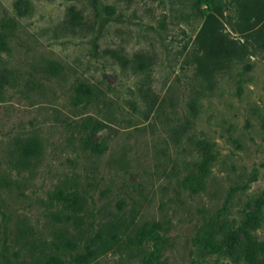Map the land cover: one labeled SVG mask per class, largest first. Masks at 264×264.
I'll list each match as a JSON object with an SVG mask.
<instances>
[{
    "label": "rangeland",
    "instance_id": "374dc122",
    "mask_svg": "<svg viewBox=\"0 0 264 264\" xmlns=\"http://www.w3.org/2000/svg\"><path fill=\"white\" fill-rule=\"evenodd\" d=\"M212 4L245 53L205 74L195 39ZM70 7L85 16L81 30L63 23ZM236 9L0 0V264H43L66 231L75 247L60 248L62 264H251L201 242L246 224L264 245V51L235 31ZM80 83L91 93L78 96ZM92 119L104 125L92 131ZM30 138L40 151L24 157ZM58 190L81 195L80 223ZM109 223L118 238L103 250Z\"/></svg>",
    "mask_w": 264,
    "mask_h": 264
},
{
    "label": "trees",
    "instance_id": "16d2710c",
    "mask_svg": "<svg viewBox=\"0 0 264 264\" xmlns=\"http://www.w3.org/2000/svg\"><path fill=\"white\" fill-rule=\"evenodd\" d=\"M236 18L234 29L236 32L242 34L245 38H250L258 49L264 51V0H236ZM223 14L220 5L212 4L211 10L206 14L204 21L196 35V45L198 54L195 57L197 67L201 73L208 74L218 68L227 66L233 59H242L245 53V47L237 39H231L225 35L222 21L220 16ZM63 23L72 31L77 29L81 30L87 21L84 14L76 9L70 7ZM0 44H4L0 40ZM141 61V56H140ZM78 96L83 97L91 93L89 84L80 83L77 86ZM104 125V122L97 119H92L85 123L86 127H91L92 131L99 130ZM86 146H90L91 150L95 153L102 152V145L99 142L85 141ZM40 151L39 145L34 138H30L22 145V154L24 157L38 155ZM55 198L61 200L63 205L72 211L68 218L76 220L75 222L82 221V216L78 212L83 208L82 197L77 191L63 192L58 190ZM106 235L108 239H102L103 250L109 248L111 242H115L118 238L117 227L114 228L113 224L107 225ZM242 231L247 243L237 249L240 245V238L238 231ZM239 230L229 229L224 232L221 238L216 237L212 233L205 234L201 238L202 246L210 252L224 253L234 259H244L251 264H264V245L260 248L259 243L252 237L247 230L246 224L241 225ZM140 237L149 236L148 240H155L158 237L157 231L154 235L149 234L143 227L138 231ZM68 231L58 233L59 242L61 245L55 243V252L48 257H44L43 264H62L60 257V248L71 250L75 247V239L68 235ZM95 249L86 251L85 253L78 254L75 258L77 263L88 260L93 254ZM150 259L144 260L148 264Z\"/></svg>",
    "mask_w": 264,
    "mask_h": 264
}]
</instances>
